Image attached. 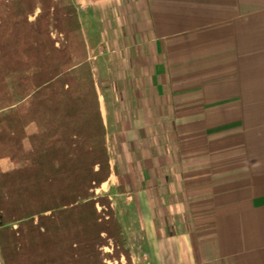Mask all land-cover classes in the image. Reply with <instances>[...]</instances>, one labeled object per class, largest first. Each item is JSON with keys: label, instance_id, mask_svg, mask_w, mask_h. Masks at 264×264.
Listing matches in <instances>:
<instances>
[{"label": "crops", "instance_id": "crops-1", "mask_svg": "<svg viewBox=\"0 0 264 264\" xmlns=\"http://www.w3.org/2000/svg\"><path fill=\"white\" fill-rule=\"evenodd\" d=\"M69 1L132 264H264V0Z\"/></svg>", "mask_w": 264, "mask_h": 264}, {"label": "trees", "instance_id": "trees-1", "mask_svg": "<svg viewBox=\"0 0 264 264\" xmlns=\"http://www.w3.org/2000/svg\"><path fill=\"white\" fill-rule=\"evenodd\" d=\"M105 135L72 6L0 0L2 264H105L110 244L132 264L109 198L94 192L110 175Z\"/></svg>", "mask_w": 264, "mask_h": 264}, {"label": "rangeland", "instance_id": "rangeland-1", "mask_svg": "<svg viewBox=\"0 0 264 264\" xmlns=\"http://www.w3.org/2000/svg\"><path fill=\"white\" fill-rule=\"evenodd\" d=\"M65 2H66V4H70L72 6V8L75 11V13L80 10V8L78 10L77 6L76 5L74 6L69 0H65ZM39 12H40L39 7H36V9L34 10V12L31 15H29V20L30 21H34ZM76 15H77V13H76ZM77 18H78V16H77ZM78 21H79V19H78ZM79 24H80V22H79ZM80 28H81V26H80ZM49 31H50V35H51L52 39L55 42V46L57 48H62L63 45L65 44V39H64L63 34L60 33L55 27H53V25H50ZM87 58H88V56H87ZM89 65H90V63H89ZM90 69H91L92 77H93V71H92L91 65H90ZM93 80H94V78H93ZM94 83H95V80H94ZM95 88H96V83H95ZM107 152H108V150H107ZM98 188H96L94 190L96 196L107 197V195H105L103 192H101L100 190H98ZM97 209H98V211H101L102 209L105 210V207H102V206L97 205ZM101 251L104 254H108V256L105 257V259H104V263L105 264H125L126 263V260H125L124 256H122V255L119 258H117V259L116 258H110V255L112 254V246H111V244L108 245V246L102 247L101 248Z\"/></svg>", "mask_w": 264, "mask_h": 264}, {"label": "built area", "instance_id": "built-area-1", "mask_svg": "<svg viewBox=\"0 0 264 264\" xmlns=\"http://www.w3.org/2000/svg\"><path fill=\"white\" fill-rule=\"evenodd\" d=\"M80 8H82V6Z\"/></svg>", "mask_w": 264, "mask_h": 264}]
</instances>
